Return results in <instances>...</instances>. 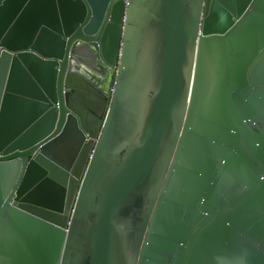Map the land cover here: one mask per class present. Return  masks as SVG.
I'll return each instance as SVG.
<instances>
[{"label": "water", "instance_id": "obj_1", "mask_svg": "<svg viewBox=\"0 0 264 264\" xmlns=\"http://www.w3.org/2000/svg\"><path fill=\"white\" fill-rule=\"evenodd\" d=\"M0 264H264V0H0Z\"/></svg>", "mask_w": 264, "mask_h": 264}]
</instances>
